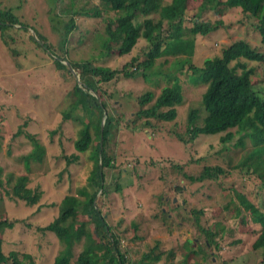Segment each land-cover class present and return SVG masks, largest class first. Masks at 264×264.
I'll use <instances>...</instances> for the list:
<instances>
[{
    "label": "rangeland",
    "instance_id": "1",
    "mask_svg": "<svg viewBox=\"0 0 264 264\" xmlns=\"http://www.w3.org/2000/svg\"><path fill=\"white\" fill-rule=\"evenodd\" d=\"M170 1L163 0L164 4ZM89 2L94 3L93 7L98 6L94 0H0V7L10 8L20 22L12 31L20 56L12 58L0 38V178L4 187L0 193V216L4 215L9 222L17 221L11 229L0 233L3 253L17 252L31 256L36 264H53L62 246L53 234L42 233L39 229L58 216L59 205L65 196L84 200L78 193L83 187L89 189L88 177L93 166L91 154H100L103 150L112 159L110 165L113 167L103 170L109 190L104 196L97 195L95 205L108 226L120 235L127 264H136L155 246L158 247L156 253L173 251L157 264L171 263L170 257H173V264H179L174 262L175 252L181 256L180 264H264V249L252 247L261 227L252 222L250 213L245 212L238 200V196H242L264 212V189L260 180L246 175L245 170L235 169V165L251 151V143L244 132L235 133L236 129L231 130L233 139L225 143L220 139L224 134L200 135L194 141L188 139L189 112L197 110V126H201L206 116L202 105L205 87L194 86L181 76L183 103L176 107L175 120L152 119L146 125L144 117H136L139 110L150 107H138L136 101L140 96L151 92L156 97L172 83L167 77L175 75V66L164 63L165 58L159 59L157 64L162 66L154 68L150 76L148 71L138 72L130 78L119 75L109 83L101 84L107 114L117 120L108 147H99L100 152L97 151L100 143L97 141L84 152L74 148L83 125L89 124L94 129L98 117L96 110L87 115L70 106L69 93L77 81L72 73L57 71L54 59L62 60V52L66 50L67 62L90 61L95 66L121 70L132 58L141 62L148 47L145 40H140L129 55L120 56L116 49L107 56L101 55L100 39L106 38V27L115 14L103 13L101 18L71 16L69 9L77 10L84 4L90 9ZM201 2L187 1L184 26L192 25L190 19L199 13ZM71 19L76 29L67 35L66 45L61 46L63 27ZM201 19L214 22L218 16L208 11ZM221 19L224 24L221 29L206 37L195 38L191 59L194 64L218 54L222 46L236 40H244L264 52L260 36L252 27L253 18L248 20L235 8L226 10ZM22 25L27 31L20 29ZM38 35L44 37V42L37 38ZM29 36L50 49L37 48ZM167 60L171 62L173 58ZM252 83L264 89V64L256 68ZM67 112L70 113L68 121L63 120ZM103 125L101 120L100 126ZM57 128L59 131H55ZM18 130L32 135L40 144L41 154H45L41 163L26 157L31 156L34 145L24 135L15 137ZM72 155L78 156V161L70 163L68 158ZM181 165H186L183 172L186 174H199L203 166H220L228 174L221 175L216 181L190 184L184 182L183 175H179L182 173L177 172V166ZM20 177L28 178L27 188L41 192L39 202L32 207L8 196ZM116 183L122 188L118 193L114 191ZM192 209L203 212L199 216V225L215 235L212 247H204L206 237L197 231L199 227ZM80 222L79 215L76 223ZM91 233L86 242H99ZM199 248L204 253L190 255L189 251H199ZM82 249L81 245L75 247L70 264H75ZM100 249L97 245L91 251L99 253Z\"/></svg>",
    "mask_w": 264,
    "mask_h": 264
},
{
    "label": "trees",
    "instance_id": "2",
    "mask_svg": "<svg viewBox=\"0 0 264 264\" xmlns=\"http://www.w3.org/2000/svg\"><path fill=\"white\" fill-rule=\"evenodd\" d=\"M94 1L97 2L98 6L93 7L94 3L89 2L90 7L92 6L90 9H86L84 4L77 10H71V8L69 11H71L72 17L87 18H101L103 13L109 12L115 14L113 20L106 27V38L100 39L101 55L107 56L113 49H116L120 56L129 55L140 40H145L148 47L141 62L136 58H132L121 70L95 66L90 61L67 62L65 61L68 54L66 50L62 52V60L54 59L57 71H65L71 75L68 66L64 63L67 62L79 77V82H74L73 89L69 93L70 106L80 110L83 114L88 113L87 115L96 110L98 117V123L93 126L94 129H91L89 124L83 125L79 139L74 142V148L79 152H84L97 141H100L97 144V151L100 152L99 147H108L109 136L111 130L116 127L117 123L116 125L114 123L117 120L115 121L114 116L107 114L108 107L105 100H102L101 84L109 83L119 75L130 78L138 72L145 73L144 71H148V76H150L154 68L157 69V67L162 66L161 63L157 64L159 59L165 58L164 63H172L171 67L175 66V75L172 74L174 77L172 75L167 77V81H172V83L170 86L163 88L156 97L151 92L140 96L136 101L138 107L143 108L148 105L150 107L139 110L136 117H144L147 121L146 125L152 119L171 122L177 116L176 107L183 103L179 78L184 76L194 86H204L202 105L206 110V116L201 126H197L196 121L199 118L197 110L189 112L186 128L188 139L194 141L200 135L224 134L220 139L225 143L231 141L234 137V132L231 130L236 129L235 133L237 134L244 132V136L251 143L252 149L235 165V169L245 170L246 175L256 176L264 189V89H259L252 83L256 68L264 64V52L251 47L244 40H236L222 46L218 54L205 58L198 65L191 61L195 50V38L198 36L206 37L221 29L224 26L221 16L228 9L237 8L243 16L246 15L248 20L251 18L255 20L252 27L259 34L260 45L264 49V0H202L199 13L190 19L192 23L190 27L184 26L187 19L186 4L188 0H171L167 4H164L163 0ZM208 11L213 12L218 16V19L214 22L202 20V14ZM17 25H20V22L12 14L11 9L0 7V38L8 49L9 55L14 59L20 56V50L16 46L17 39L12 35V31H15ZM20 29L27 31L24 25ZM75 29L73 19L65 24L63 27L64 39L61 46L66 45L67 35ZM37 38L42 42L45 40L40 35ZM29 39L42 51H44V47L47 50L50 49L49 46L44 44L42 46L39 41H35L31 36H29ZM168 58H173V60L169 62ZM170 71L167 73L170 74ZM104 113L105 122L101 132L100 122L103 121ZM69 114L68 112L65 113L63 120L68 121L70 119ZM59 129L57 128L55 131H59ZM91 131H93V134ZM20 135H24L31 140L34 145L32 149L34 154L31 153V156L26 157L41 163L45 154H41L43 150L37 140L32 135L18 130L15 137ZM239 143L241 144V141ZM91 158L93 166L90 177H88L89 189L83 187L78 193L79 196L84 197V200H79L73 195L65 196L59 205L58 216L47 226L39 229L42 233L53 234L62 246V249L55 256L53 264H70L75 247L80 245L83 246V249L77 255L75 264L128 263L125 252L121 249L120 235L113 232L102 216L101 211L95 205L97 195L100 193V197L104 196L109 190L103 170L113 167L110 165L112 159L107 153L104 154L103 150L100 154H91ZM78 159L76 155L68 158L70 163L76 162ZM185 167L186 165L177 166V172L182 173L179 175H183L184 182L186 180L190 184L216 181L221 175L228 174L220 166H203L199 174H186L183 173ZM27 182V177L18 178L12 185L11 193L8 196L12 200L16 199L24 202L27 207H32L39 202L41 192L27 188ZM3 188V181L0 178V193ZM179 189L182 190V187H179ZM121 190L120 184L116 183L114 191L118 193ZM238 200L243 205L245 212L250 213L252 222L261 227L260 234L252 247L255 250H263L264 212L255 208L242 196H238ZM160 212L164 214L162 210ZM191 212L195 215V224L199 227L197 231L206 237L204 247L206 249L209 246L212 247L215 235L209 234L199 225V216L203 212L194 209ZM79 215L82 222L77 224L76 220ZM16 223L17 221L9 222L4 215H1L0 233L7 228L11 229ZM136 227V225H133V228L136 229ZM90 233L93 236L95 235L99 242L87 243L86 240ZM97 245L101 247L99 253L92 252L91 249ZM184 247L189 249L187 245ZM215 247L218 248L217 245ZM156 251H158L157 246L142 255L135 263L157 264L165 256L173 254L172 250H161L160 253H156ZM189 253L190 255H197L204 252L199 248V251H189ZM174 257V262L175 260L179 264L182 262L178 252H175ZM170 259L171 263L168 262V264H173V257H170ZM0 264L36 263L29 255H19L17 252H10L5 255L0 239Z\"/></svg>",
    "mask_w": 264,
    "mask_h": 264
},
{
    "label": "water",
    "instance_id": "3",
    "mask_svg": "<svg viewBox=\"0 0 264 264\" xmlns=\"http://www.w3.org/2000/svg\"><path fill=\"white\" fill-rule=\"evenodd\" d=\"M64 63H65V62H64ZM65 64L68 66L70 72L73 74V76H74V78L76 79V81L79 82V77H78V75L75 73V71L71 68L70 64H69V63H65ZM103 119L105 120V115H104ZM104 120H103V123L105 122ZM102 129H103V127H101V132H102Z\"/></svg>",
    "mask_w": 264,
    "mask_h": 264
}]
</instances>
